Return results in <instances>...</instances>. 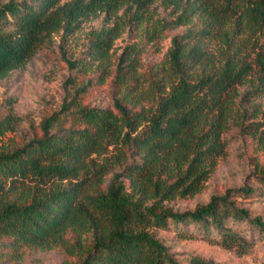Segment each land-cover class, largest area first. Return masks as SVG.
<instances>
[{
  "label": "trees",
  "instance_id": "trees-1",
  "mask_svg": "<svg viewBox=\"0 0 264 264\" xmlns=\"http://www.w3.org/2000/svg\"><path fill=\"white\" fill-rule=\"evenodd\" d=\"M101 14L112 24L91 33L85 59L61 48L72 91L41 118L38 134L6 141L21 118L0 116V262L59 248L77 264H182L154 232L170 226L182 239L247 254L254 234L234 226L264 236V219L237 198L262 190L227 188L191 210L169 202L202 190L230 127L264 153V0H0V80L52 36L63 42ZM144 24L148 41L186 27L147 84L142 48L127 44L113 71V108L86 103L89 72L103 83L114 40ZM187 264L222 263L190 254Z\"/></svg>",
  "mask_w": 264,
  "mask_h": 264
},
{
  "label": "rangeland",
  "instance_id": "rangeland-1",
  "mask_svg": "<svg viewBox=\"0 0 264 264\" xmlns=\"http://www.w3.org/2000/svg\"><path fill=\"white\" fill-rule=\"evenodd\" d=\"M7 1V0H3ZM112 21L105 20L103 15L85 21L65 41L59 34L52 36L50 41L39 48L24 66L10 72L0 80V116L11 110L20 116L17 129L7 133L4 138H14L17 143L28 140L38 134L41 118L57 110L65 97L72 91V83L67 82L71 70L61 55V48L66 56L74 60L85 59L84 52L88 47L91 33L101 27L109 26ZM126 27L114 40L112 46L111 72L106 75L103 83L98 82V72L92 69L87 76L93 84L84 95L85 102L95 107L113 108V76L118 55L127 44L136 43L142 48L139 70L142 71L147 84L154 68L161 66L170 47L171 37L183 32L184 26L174 30H165L156 41H148L142 36V28ZM264 42V34L261 36ZM61 44V47L59 46ZM216 43H210L214 47ZM94 67V66H93ZM79 74V79H80ZM240 92L244 86L238 88ZM264 109V96L257 99ZM226 141L224 153L218 158L217 166L206 180L202 190L194 196L176 199L169 206L176 210H191L198 203H205L211 195L223 193L227 188L248 185L257 188L258 194L251 198H237V203L246 207L251 215H260L264 219V185L260 178L264 173V153L256 148L254 140L242 133L239 126H232L223 134ZM112 173L107 175V180ZM245 235L254 234L255 242L250 251L242 256L226 250L215 243L202 239H182L176 236L173 226L167 229H156V236L169 246L170 251L182 264H187L190 254L211 259L222 264H264V236L252 231L245 222L234 226ZM78 257L67 256L59 248L51 250H27L20 258L1 261L0 264H77Z\"/></svg>",
  "mask_w": 264,
  "mask_h": 264
}]
</instances>
